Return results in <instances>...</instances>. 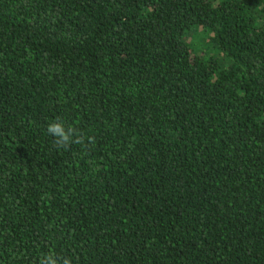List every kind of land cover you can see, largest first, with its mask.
Listing matches in <instances>:
<instances>
[{
	"label": "trees",
	"instance_id": "obj_1",
	"mask_svg": "<svg viewBox=\"0 0 264 264\" xmlns=\"http://www.w3.org/2000/svg\"><path fill=\"white\" fill-rule=\"evenodd\" d=\"M49 249L264 264V0H0V264Z\"/></svg>",
	"mask_w": 264,
	"mask_h": 264
},
{
	"label": "clouds",
	"instance_id": "obj_2",
	"mask_svg": "<svg viewBox=\"0 0 264 264\" xmlns=\"http://www.w3.org/2000/svg\"><path fill=\"white\" fill-rule=\"evenodd\" d=\"M47 132L54 137V145L57 149L68 148L72 144H85L83 133L74 126L66 125L60 117L48 124ZM39 264H72V259L49 249L41 254Z\"/></svg>",
	"mask_w": 264,
	"mask_h": 264
}]
</instances>
